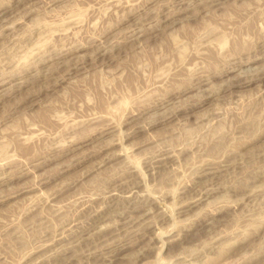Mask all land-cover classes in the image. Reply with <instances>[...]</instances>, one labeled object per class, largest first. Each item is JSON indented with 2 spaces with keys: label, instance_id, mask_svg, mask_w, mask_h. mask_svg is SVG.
Masks as SVG:
<instances>
[{
  "label": "rangeland",
  "instance_id": "obj_1",
  "mask_svg": "<svg viewBox=\"0 0 264 264\" xmlns=\"http://www.w3.org/2000/svg\"><path fill=\"white\" fill-rule=\"evenodd\" d=\"M263 128L264 0H0V264H264Z\"/></svg>",
  "mask_w": 264,
  "mask_h": 264
},
{
  "label": "bare ground",
  "instance_id": "obj_2",
  "mask_svg": "<svg viewBox=\"0 0 264 264\" xmlns=\"http://www.w3.org/2000/svg\"><path fill=\"white\" fill-rule=\"evenodd\" d=\"M203 5V4H202ZM177 9V8H176ZM169 16H171V15H169ZM201 16V15H200ZM173 18V17H172ZM251 19V18H250ZM223 21H225V20H223ZM230 23V19H227L226 20V23ZM246 22H247V20H246ZM257 22V21H256ZM261 22V21H260ZM223 24V23H222ZM221 24V25H222ZM231 24V23H230ZM254 24V23H253ZM220 25V26H221ZM233 25V24H232ZM231 25V26H232ZM241 25H243V24H241ZM255 25V24H254ZM226 26V25H225ZM236 26V25H235ZM240 26V25H239ZM237 27L236 29V32L234 31V32H232V28H231V32L233 33V34H235V36H233V37H231L232 39V42H230V44H232L231 45V48L229 49V50H226L227 52L225 53V61H227V58L228 57H231L232 59L233 58H237V57H239V55H241V53L243 54L244 52L242 51V50H240L241 49V47H242V45L244 44L245 45V39H244V37H246L248 34H250L249 32H250V28L253 26L252 25V23L251 24H246L245 26H241V28L240 27ZM218 27H219V25L217 26V29H218ZM222 27V26H221ZM157 29V28H156ZM221 29V28H220ZM235 29V28H234ZM214 30H216V28H214ZM213 30V31H214ZM212 31V32H213ZM219 31V30H218ZM226 31V30H225ZM224 31V32H225ZM216 32V31H215ZM214 32V33H215ZM218 33V32H217ZM231 33V34H232ZM227 34V33H226ZM225 34V35H226ZM229 34V33H228ZM216 35V34H215ZM219 35V34H218ZM222 35V34H221ZM210 36H212L211 34H210ZM229 37V36H228ZM248 37V36H247ZM223 38V37H222ZM249 38V37H248ZM247 38V39H248ZM223 40V39H222ZM230 40V39H229ZM245 40V41H244ZM221 41V40H220ZM247 42H249V41H247ZM128 43V42H127ZM207 43V42H206ZM247 44V43H246ZM217 45H218V43H217ZM224 45V44H223ZM230 46V45H229ZM216 47V46H215ZM227 49V48H226ZM210 50V49H209ZM220 50H221V47H220ZM219 50V51H220ZM223 50V49H222ZM211 51V50H210ZM214 51V50H213ZM212 52V51H211ZM223 52H224V50H223ZM248 54V53H247ZM210 55H212L213 56V60H215V65L211 68L212 70H211V72L213 71L214 72V74L218 71V69H219V65L220 64H224V63H222V62H225L224 61V58L222 59L221 57H219V55H217L216 53H211ZM223 56V55H222ZM227 57V58H226ZM250 57V56H249ZM238 59V58H237ZM249 59V58H248ZM230 60V59H229ZM240 60V59H239ZM238 61V60H237ZM237 61H236V63H237ZM229 62V61H228ZM227 62V63H228ZM239 62V61H238ZM242 62V61H241ZM226 64V63H225ZM229 65V64H228ZM226 66V65H225ZM221 67H223V66H221ZM227 67V66H226ZM225 67V68H226ZM231 67V66H230ZM229 67V68H230ZM232 68V67H231ZM221 69V68H220ZM219 69V71L217 72L218 74H223L224 72H226L227 70H228V68H226V69H224V70H220ZM212 72V73H213ZM211 73V74H212ZM218 76V75H217ZM198 79V78H197ZM246 81V80H245ZM248 81V80H247ZM250 81V80H249ZM248 81V82H249ZM189 83V82H188ZM189 87H190V85L189 84H187ZM194 85V84H193ZM195 87V86H194ZM185 88V87H184ZM187 88V87H186ZM188 90V89H187ZM198 104V103H197ZM154 122V121H153ZM261 130V129H260ZM263 130H264V128H263ZM262 130V131H263ZM262 136H264V132L262 133ZM163 156V155H162ZM45 162V161H44ZM41 163V162H40ZM207 165H209V163L207 164ZM211 165V164H210ZM206 166V165H205ZM218 166V165H217ZM221 169V168H220ZM212 170V169H211ZM215 170V169H214ZM205 171V170H204ZM214 172V171H213ZM212 173V172H211ZM200 174V173H199ZM209 180V179H208ZM210 183V182H209ZM212 191V190H211ZM192 199H194V198H192ZM188 202V201H187ZM195 202V201H194ZM127 226V225H126ZM66 227V226H65ZM62 234V233H61ZM60 234V235H61ZM129 236V235H128ZM80 238V237H79ZM128 239V238H127ZM80 241V240H79ZM107 242V241H106ZM102 245V244H101ZM125 249V248H124ZM65 255V254H64ZM101 257V256H100ZM69 258V257H68ZM112 258V257H111ZM66 259V258H65ZM113 259V258H112ZM67 260V259H66ZM110 261V259H105L103 262V264H105V263H107V262H109ZM64 263V262H63ZM99 263V262H98ZM62 264V263H61Z\"/></svg>",
  "mask_w": 264,
  "mask_h": 264
}]
</instances>
